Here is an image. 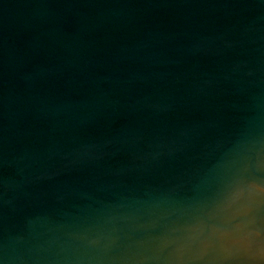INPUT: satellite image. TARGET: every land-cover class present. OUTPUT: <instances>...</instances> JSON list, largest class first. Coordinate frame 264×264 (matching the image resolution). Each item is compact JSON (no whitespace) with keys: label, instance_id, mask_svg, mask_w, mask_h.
I'll return each instance as SVG.
<instances>
[{"label":"water","instance_id":"water-1","mask_svg":"<svg viewBox=\"0 0 264 264\" xmlns=\"http://www.w3.org/2000/svg\"><path fill=\"white\" fill-rule=\"evenodd\" d=\"M0 264H264V0H0Z\"/></svg>","mask_w":264,"mask_h":264}]
</instances>
